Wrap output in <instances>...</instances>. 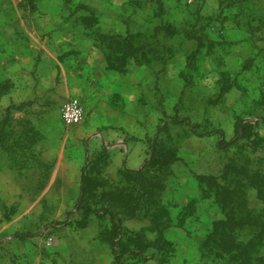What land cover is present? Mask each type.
Returning <instances> with one entry per match:
<instances>
[{"label":"rangeland","instance_id":"obj_1","mask_svg":"<svg viewBox=\"0 0 264 264\" xmlns=\"http://www.w3.org/2000/svg\"><path fill=\"white\" fill-rule=\"evenodd\" d=\"M163 5L183 24L187 61L196 63L181 72L179 83L151 91L158 115L139 121L146 130L142 155L132 151L117 157L118 144L110 147L101 136H89L88 120L65 127L59 118L63 97L53 90L35 96L41 80L37 67L19 77L27 85L20 92L13 88L19 78L0 80L8 87L0 97V264L29 257L84 264L80 260L96 251L91 239L103 240L111 251L108 238L114 230L149 227V219L131 215L130 201L119 206L108 194L137 188L124 170L143 167L152 145L181 158L157 200L172 218L167 229L186 235V260L264 264V0H163ZM22 59L9 61L18 65ZM39 60L34 58L36 65ZM22 103L7 117L9 106ZM246 124L251 130L243 133ZM85 173V192L58 191L64 180L72 189ZM198 175L230 185L253 214L238 233L241 245L234 257L203 256L200 250L226 213L215 200V186Z\"/></svg>","mask_w":264,"mask_h":264},{"label":"crops","instance_id":"obj_2","mask_svg":"<svg viewBox=\"0 0 264 264\" xmlns=\"http://www.w3.org/2000/svg\"><path fill=\"white\" fill-rule=\"evenodd\" d=\"M169 10L163 0H0V80L26 76L37 67L41 80L35 96L53 90L63 97L61 121L63 103L78 97L87 104L80 124L88 120L89 136H101L107 146L118 144L114 151H119V158L132 151L142 155L146 130L139 121H153L158 115L151 91L179 83L181 72L196 63L187 61L183 24L170 17ZM10 57L23 59L17 65ZM35 57L40 58L38 65ZM13 82L19 92L27 89L25 80ZM64 181L58 191L67 196L82 186L81 179L72 189ZM147 237L155 239L156 234L148 232ZM185 238L180 229L169 228L164 239L172 242L171 251L129 252L120 259L111 245L109 251L106 242L93 238L96 251L80 262L199 264L200 260H186ZM14 264L49 263L29 257Z\"/></svg>","mask_w":264,"mask_h":264},{"label":"trees","instance_id":"obj_3","mask_svg":"<svg viewBox=\"0 0 264 264\" xmlns=\"http://www.w3.org/2000/svg\"><path fill=\"white\" fill-rule=\"evenodd\" d=\"M33 1V0H29ZM202 42H198V50ZM195 53L191 55L190 60H195ZM8 92V87L0 82V97ZM21 105H11L7 108V117L12 109H21ZM251 125L243 126V133H247ZM152 157L147 159L145 165L139 170L125 169V173L133 179L137 180V188L132 192L125 189H120L119 192L108 194V198L114 197L120 202L119 206L130 201L131 215L138 218H147L151 225L143 228L140 231L114 230L111 232L108 239L109 243L115 252L117 259H120L124 254L136 252L143 254L150 248H157L165 252L173 249L172 242L164 239V231L172 224L169 211L162 205H159L157 200L161 196L165 188L167 178L173 174L172 166L181 158L175 154V151L163 153L162 149L157 145L151 146ZM159 174H154L155 172ZM153 173V175L151 174ZM199 179L206 180L215 186V200L222 208L226 216L215 223L216 229L210 232L207 238L201 244V252L214 254L218 257H224L226 254L235 256L240 251L241 242L238 239L240 229L249 221H252V212L245 206L244 200L236 198L232 188L227 183H220L216 178L206 175H198ZM87 175L83 174L81 189L86 191ZM260 189V188H259ZM261 191V189L259 190ZM134 193L135 196H134ZM107 197V193L103 194V198ZM160 200V199H159ZM151 204L152 206H149ZM128 205V204H127ZM86 208V207H85ZM91 211L90 208H86ZM147 232L156 234L155 239H149Z\"/></svg>","mask_w":264,"mask_h":264},{"label":"built area","instance_id":"obj_4","mask_svg":"<svg viewBox=\"0 0 264 264\" xmlns=\"http://www.w3.org/2000/svg\"><path fill=\"white\" fill-rule=\"evenodd\" d=\"M85 115V108L77 97L67 99L61 108V118L65 126L72 127L80 124Z\"/></svg>","mask_w":264,"mask_h":264}]
</instances>
